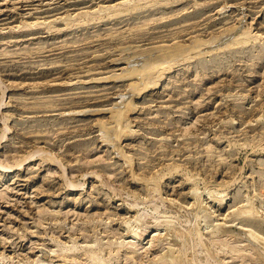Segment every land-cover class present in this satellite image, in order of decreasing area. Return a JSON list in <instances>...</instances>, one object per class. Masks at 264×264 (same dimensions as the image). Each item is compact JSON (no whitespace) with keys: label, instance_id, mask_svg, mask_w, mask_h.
<instances>
[{"label":"rangeland","instance_id":"1","mask_svg":"<svg viewBox=\"0 0 264 264\" xmlns=\"http://www.w3.org/2000/svg\"><path fill=\"white\" fill-rule=\"evenodd\" d=\"M0 264H264V0H0Z\"/></svg>","mask_w":264,"mask_h":264},{"label":"bare ground","instance_id":"2","mask_svg":"<svg viewBox=\"0 0 264 264\" xmlns=\"http://www.w3.org/2000/svg\"><path fill=\"white\" fill-rule=\"evenodd\" d=\"M165 54H166V51H165ZM165 54H164V52H163V55H165ZM161 55H162V54H161ZM163 55H162V58H163ZM168 55H169V54H168ZM144 56H145V55H144ZM162 58H161V59H162ZM159 59H160V58H159ZM155 66H156V65H155ZM157 66H158V64H157Z\"/></svg>","mask_w":264,"mask_h":264}]
</instances>
